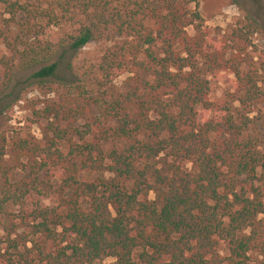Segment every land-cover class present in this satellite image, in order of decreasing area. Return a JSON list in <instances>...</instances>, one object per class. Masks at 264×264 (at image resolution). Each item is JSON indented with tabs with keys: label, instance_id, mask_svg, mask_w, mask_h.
<instances>
[{
	"label": "trees",
	"instance_id": "16d2710c",
	"mask_svg": "<svg viewBox=\"0 0 264 264\" xmlns=\"http://www.w3.org/2000/svg\"><path fill=\"white\" fill-rule=\"evenodd\" d=\"M256 33L249 16L206 28L198 0H0V100L34 70L0 118L55 94L24 103L39 138L0 128V264H264ZM101 41L94 70H74ZM40 174L59 184L51 206L32 196Z\"/></svg>",
	"mask_w": 264,
	"mask_h": 264
},
{
	"label": "rangeland",
	"instance_id": "374dc122",
	"mask_svg": "<svg viewBox=\"0 0 264 264\" xmlns=\"http://www.w3.org/2000/svg\"><path fill=\"white\" fill-rule=\"evenodd\" d=\"M198 3L199 11L206 28L227 31L231 27H235L237 23L243 22L246 16H249L264 29V0H198ZM54 32L55 33L52 34V37L56 40L59 38L62 39L70 34L72 29L63 25L60 29L54 30ZM187 32L192 34L191 29H187ZM252 44L257 50L264 51L263 33L254 34L252 36ZM108 46L109 43L104 41L90 43L83 47L75 57L70 60V64L73 69L78 70L79 73L81 71L90 73V71H93L99 63L101 56ZM33 71L34 70L24 71L14 77L11 87L5 92V97L0 100V111L4 106L12 102L19 87L20 89L23 87L22 83L26 80V77L33 73ZM122 80L123 77H119L115 81L117 84H120ZM208 80L211 85L209 98L210 100H216L230 88L232 76L224 74L216 79L208 77ZM18 84L19 86L17 88ZM259 86L264 92V81H262ZM54 89H56V86L53 87V91ZM54 96V92L48 90L47 87L38 88L27 93L20 102L13 106L8 114H5L4 117L0 118V128L8 130L10 136L22 132V130H28L36 138H39L37 126L29 123L31 116L30 113L24 109V103L26 100L32 98H53ZM22 176L23 175L20 174L18 179ZM36 182L37 183L34 184L36 192H32L34 199L45 206L53 205L54 200L52 193L58 188V182L56 180L47 181L43 174L38 176ZM149 199H153L151 194L149 195ZM9 210L14 211L15 208H9ZM1 235L2 232L0 229V236ZM220 253L221 256H226L227 254L223 248H221ZM113 262L114 260L112 259H105L103 264H112ZM251 264H258L254 257H252Z\"/></svg>",
	"mask_w": 264,
	"mask_h": 264
}]
</instances>
